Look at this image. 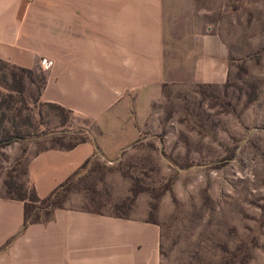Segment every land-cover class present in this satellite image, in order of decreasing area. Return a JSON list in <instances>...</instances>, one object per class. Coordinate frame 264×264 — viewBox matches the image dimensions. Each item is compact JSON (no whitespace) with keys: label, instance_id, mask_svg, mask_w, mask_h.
Listing matches in <instances>:
<instances>
[{"label":"rangeland","instance_id":"rangeland-1","mask_svg":"<svg viewBox=\"0 0 264 264\" xmlns=\"http://www.w3.org/2000/svg\"><path fill=\"white\" fill-rule=\"evenodd\" d=\"M194 6L208 13L185 24L226 44L228 81L164 87L139 108V137L116 159L94 157L88 172L31 208V220L54 206L142 217L160 224L161 264H264V0ZM43 72L33 83L0 62V139L13 140L0 145V193L11 197L33 194L24 165L34 151L115 131L112 113L106 129L40 102Z\"/></svg>","mask_w":264,"mask_h":264},{"label":"crops","instance_id":"crops-1","mask_svg":"<svg viewBox=\"0 0 264 264\" xmlns=\"http://www.w3.org/2000/svg\"><path fill=\"white\" fill-rule=\"evenodd\" d=\"M68 1L0 0V62L34 74L47 58L53 66L43 72L40 102L79 115L80 124L97 120L108 129L102 118L115 117L112 134L44 146L26 159V178L40 199L88 172L94 157L116 159L143 129L135 122L139 108L164 87L229 79L219 35L185 24L208 13L195 0ZM175 19L178 28L171 27ZM25 205L0 193V264H161L157 221L59 207L22 229Z\"/></svg>","mask_w":264,"mask_h":264},{"label":"trees","instance_id":"trees-1","mask_svg":"<svg viewBox=\"0 0 264 264\" xmlns=\"http://www.w3.org/2000/svg\"><path fill=\"white\" fill-rule=\"evenodd\" d=\"M21 71H22L27 77H29L33 83H35V79H34V75H33V73H32V70H30V69H21ZM44 82H45V78H44ZM18 84H19V87H20V91H21L22 89H24V88H23V83H22L21 79L19 80ZM39 92H40V91H39ZM49 106H55L56 108L64 109V108H61L60 106H56V105H49ZM68 112H69V111H68ZM11 141H13V140H12V139H3V140L0 139V145H8ZM69 182H70V181H67V182H65V183L60 184V185L54 190V192H53L52 194H50L46 199H45V198H44V199H40V198H38V197L35 195L34 192H32L33 194L31 195V197H30L29 199H28V197H26V196H18L17 198H18L19 200L26 201V205H25V208H26V211H25V219H24V225H23V228H22V229L28 227V226H29L30 224H32V223H35V222L40 221V220H36V221L31 220V218H30V216H29V211H30V209H31V208H32V209H37V207H36L37 205H41L42 203H46V202L51 201V199L55 198V196L58 195V194L61 192L62 189L64 190L66 187L69 186ZM59 207H62V206H54V207H51V208L47 209V210H48V213H50L52 210H54V209H56V208H59ZM48 215H49V214H48Z\"/></svg>","mask_w":264,"mask_h":264},{"label":"built area","instance_id":"built-area-1","mask_svg":"<svg viewBox=\"0 0 264 264\" xmlns=\"http://www.w3.org/2000/svg\"><path fill=\"white\" fill-rule=\"evenodd\" d=\"M39 66L43 71L50 70L53 66V62L47 58H41L39 61Z\"/></svg>","mask_w":264,"mask_h":264}]
</instances>
